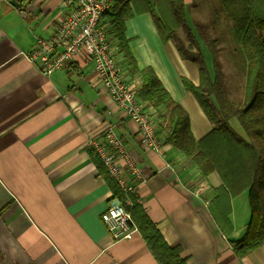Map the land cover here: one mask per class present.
<instances>
[{"label":"crops","instance_id":"1","mask_svg":"<svg viewBox=\"0 0 264 264\" xmlns=\"http://www.w3.org/2000/svg\"><path fill=\"white\" fill-rule=\"evenodd\" d=\"M61 1L0 2V264H159L138 229L114 240L101 219L114 194L87 143L108 126L141 171L139 203L168 245L181 248L184 264H264V243L243 257L230 243L246 231V190L230 199L232 230L222 232L209 209L219 174L201 176L159 127L158 149L144 146L138 124L114 104L86 51L50 73L26 57L65 16ZM184 1L192 25V0ZM125 36L138 67L151 66L188 113L194 138L207 134L212 124L182 82L199 83L196 63L171 39L161 40L149 12L127 18ZM117 59L139 85L119 50ZM231 124L244 134L238 121Z\"/></svg>","mask_w":264,"mask_h":264},{"label":"trees","instance_id":"2","mask_svg":"<svg viewBox=\"0 0 264 264\" xmlns=\"http://www.w3.org/2000/svg\"><path fill=\"white\" fill-rule=\"evenodd\" d=\"M149 12L162 41L171 39L183 58L196 63L199 83L182 82L200 104L212 124L210 131L195 139L188 113L166 90L151 66L139 68L125 36V20ZM217 12L229 23L230 33L241 53L244 69L242 106L228 95L218 59V38L208 37L205 28L193 30L185 13L184 0H112L103 22L127 64V74L138 76L137 96L151 106L164 131L165 141L190 158L201 176L217 172L222 180L214 188L209 209L224 233L232 230L230 199L247 191L250 217L245 234L231 241L239 257L264 243V0H218ZM184 33L180 37L179 33ZM200 41L206 46L212 66L208 67ZM235 117L244 134L230 123ZM100 172L124 208L130 213L142 238L159 264H184L179 246L168 245L142 205L126 195L111 178L93 150H89ZM127 199L131 203H127ZM1 258V256H0Z\"/></svg>","mask_w":264,"mask_h":264},{"label":"built area","instance_id":"3","mask_svg":"<svg viewBox=\"0 0 264 264\" xmlns=\"http://www.w3.org/2000/svg\"><path fill=\"white\" fill-rule=\"evenodd\" d=\"M11 0H0L10 4ZM65 16L49 38H38L26 57L33 63L41 62L45 73H50L86 51L93 59L94 71L112 101L138 124L144 146L158 149V120L154 109L137 96L138 82L129 80L120 68L117 46L110 40L107 27L102 24L103 13L112 0H62ZM87 145L100 158L106 171L126 195L137 202L136 183L142 178L140 169L131 158L121 138L108 126L101 138H91ZM127 203H131L127 199ZM101 219L114 240L130 239L137 232L130 213L116 196H111Z\"/></svg>","mask_w":264,"mask_h":264},{"label":"rangeland","instance_id":"4","mask_svg":"<svg viewBox=\"0 0 264 264\" xmlns=\"http://www.w3.org/2000/svg\"><path fill=\"white\" fill-rule=\"evenodd\" d=\"M188 6H191L189 19L190 23H193L191 25L192 29L196 30L195 25L203 26L208 37L218 38V59L223 74L224 86L229 97L236 103L240 102V106H242L245 81L244 69L240 66L242 55L238 49L236 50L237 47L230 33L229 23L217 12L218 0H192V3H188ZM179 35L185 38L183 32H180ZM200 45L207 54V56L204 54L206 60L208 58V61H211L206 46L201 41ZM235 121L237 120L232 119L230 123Z\"/></svg>","mask_w":264,"mask_h":264}]
</instances>
